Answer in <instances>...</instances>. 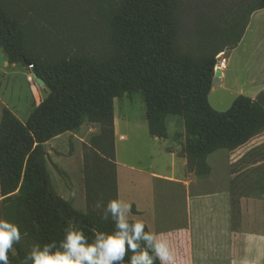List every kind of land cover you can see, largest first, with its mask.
Wrapping results in <instances>:
<instances>
[{
  "label": "rangeland",
  "instance_id": "obj_1",
  "mask_svg": "<svg viewBox=\"0 0 264 264\" xmlns=\"http://www.w3.org/2000/svg\"><path fill=\"white\" fill-rule=\"evenodd\" d=\"M3 1L38 34L37 46L45 53L97 57L107 47L108 28L94 0ZM178 1L177 43L183 52L196 55L206 35L203 29L233 25L235 15L242 18L251 0ZM258 28L264 29V21H254L253 31L237 49L217 55L216 67L222 76L218 85L211 84L208 95L214 110L225 112L237 96L255 99L261 92L256 71L264 61V43L255 50L262 43ZM46 94L28 67L7 64L0 49V119L2 110L7 109L24 123ZM113 111L116 136L113 126V136L100 141L101 127L84 122L77 131L44 144L45 165L55 192L77 211L100 216L104 208L96 207L98 201L107 205L119 199L130 204L133 215L128 216L129 221L143 220L147 231L163 234L168 241L173 257L169 264H229V231H243L239 225L230 227L223 211L216 209V195L224 196V203L232 202L238 221L247 195L257 214H264V131L239 148L207 156L208 172L204 175L186 161L185 132L179 118L165 119V135L160 138L148 133L139 94L115 99ZM93 162L100 164V174L105 173L101 184L96 182ZM108 218L114 220L110 214ZM0 219H5L1 198ZM33 244L21 234L10 252L16 255L18 247L28 253Z\"/></svg>",
  "mask_w": 264,
  "mask_h": 264
},
{
  "label": "trees",
  "instance_id": "obj_2",
  "mask_svg": "<svg viewBox=\"0 0 264 264\" xmlns=\"http://www.w3.org/2000/svg\"><path fill=\"white\" fill-rule=\"evenodd\" d=\"M94 1L108 28L107 47L97 57L45 53L37 46L38 34L0 0V49L7 64L27 67L24 61L29 63L47 92L24 123L2 110L1 205L5 220L17 224L22 235L41 247L55 241L58 248L70 222L84 231L89 243L93 229L116 231L114 220L77 211L55 192L44 149L48 141L77 131L84 122L101 127L100 141L112 137L115 99L139 94L153 137L165 135L168 116L179 118L186 161L204 175L207 156L239 148L264 131V92L255 99L237 96L225 112L208 103L217 55L237 46L250 16L264 9V0H251L242 18L235 15L233 25L203 29L206 35L196 55L183 52L177 43L178 0ZM92 167L101 184L105 173L100 174V164L93 162ZM138 243L140 248L145 246L143 241ZM16 249V255L8 254L9 264H21L27 255ZM131 255H125L124 264Z\"/></svg>",
  "mask_w": 264,
  "mask_h": 264
},
{
  "label": "clouds",
  "instance_id": "obj_3",
  "mask_svg": "<svg viewBox=\"0 0 264 264\" xmlns=\"http://www.w3.org/2000/svg\"><path fill=\"white\" fill-rule=\"evenodd\" d=\"M96 207L104 208L102 219L107 220L108 214L111 215L116 231L105 233L93 229L94 239L89 243L84 231L70 222L58 248L55 241L42 247L35 243L21 264H124L128 252L132 253L128 264H154L157 259L160 264L172 261L168 241L163 234L145 231L143 220L129 222L128 216L133 215L130 204L113 199L107 205L98 201ZM20 240L19 226L0 219V264H9L8 254L14 251L13 244ZM140 241L144 242L143 248H140Z\"/></svg>",
  "mask_w": 264,
  "mask_h": 264
},
{
  "label": "crops",
  "instance_id": "obj_4",
  "mask_svg": "<svg viewBox=\"0 0 264 264\" xmlns=\"http://www.w3.org/2000/svg\"><path fill=\"white\" fill-rule=\"evenodd\" d=\"M257 18V19H256ZM258 20V22L264 21V9L254 12L249 19L248 25L244 31V34L234 49H237L243 42V40L247 37L248 33L251 34L253 31L254 21ZM257 30H261V41L262 43L256 45L255 50L259 51L264 43V29L258 28ZM259 45L261 47H259ZM258 77L256 80H259L262 83L261 92H264V61H262L260 68L256 71ZM259 78V79H258ZM113 126L114 132L116 136V119L113 111ZM126 139L125 136H122ZM173 155V154H171ZM185 165H183L184 167ZM118 167V164L117 166ZM124 168L123 166H119ZM152 178H155L154 176ZM157 178V177H156ZM172 180V179H170ZM174 180V179H173ZM231 196V195H230ZM216 204L222 205L224 203V196L220 197L216 195ZM227 200V199H226ZM229 200V199H228ZM223 202V203H222ZM216 206L217 210H222L226 219L228 220V224L233 226H240L243 233L238 234L236 230L229 231L228 237V258L229 264H264V221L263 216L257 214L255 207L253 205H249L248 195L244 200V210L242 220H237V209L231 207L232 202L224 203L223 207ZM138 210V209H137ZM140 211V210H138ZM187 239V235L183 236Z\"/></svg>",
  "mask_w": 264,
  "mask_h": 264
},
{
  "label": "water",
  "instance_id": "obj_5",
  "mask_svg": "<svg viewBox=\"0 0 264 264\" xmlns=\"http://www.w3.org/2000/svg\"><path fill=\"white\" fill-rule=\"evenodd\" d=\"M24 65L27 66L28 68H31V65L27 62L24 61ZM32 77L35 79V81L40 85L43 86V82L37 78L32 72H31ZM222 74L221 71L218 67L215 68L214 70V75H213V80H212V85H218L220 82ZM45 90V89H44ZM46 91V90H45Z\"/></svg>",
  "mask_w": 264,
  "mask_h": 264
},
{
  "label": "bare ground",
  "instance_id": "obj_6",
  "mask_svg": "<svg viewBox=\"0 0 264 264\" xmlns=\"http://www.w3.org/2000/svg\"><path fill=\"white\" fill-rule=\"evenodd\" d=\"M223 62H221L220 64H222ZM220 69V68H219Z\"/></svg>",
  "mask_w": 264,
  "mask_h": 264
}]
</instances>
